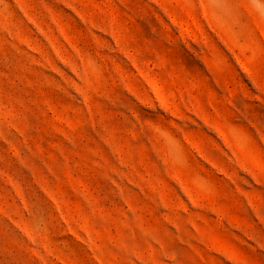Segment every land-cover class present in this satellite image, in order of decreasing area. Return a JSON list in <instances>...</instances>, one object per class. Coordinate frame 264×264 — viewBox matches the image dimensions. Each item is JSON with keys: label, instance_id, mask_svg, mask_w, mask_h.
Listing matches in <instances>:
<instances>
[{"label": "rangeland", "instance_id": "374dc122", "mask_svg": "<svg viewBox=\"0 0 264 264\" xmlns=\"http://www.w3.org/2000/svg\"><path fill=\"white\" fill-rule=\"evenodd\" d=\"M0 264H264V0H0Z\"/></svg>", "mask_w": 264, "mask_h": 264}]
</instances>
